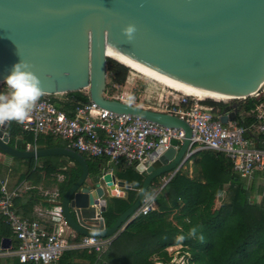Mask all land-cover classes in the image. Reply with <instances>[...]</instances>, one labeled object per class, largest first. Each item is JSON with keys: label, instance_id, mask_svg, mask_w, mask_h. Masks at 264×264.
<instances>
[{"label": "water", "instance_id": "1", "mask_svg": "<svg viewBox=\"0 0 264 264\" xmlns=\"http://www.w3.org/2000/svg\"><path fill=\"white\" fill-rule=\"evenodd\" d=\"M128 25L135 27L131 39L123 32ZM20 59L39 77L43 94L88 90L103 109L185 133L179 148L173 141L171 148H157L149 163L137 166L145 177L138 197L107 229L100 211L106 212L109 200L119 198L117 191H129L131 185L114 173L91 176L86 158L66 147L31 148L20 139L12 146L7 121L0 128V152L8 157L62 156L77 162L81 176L62 199L69 226L80 236L116 238L154 180L167 178L161 192L189 161L192 130L173 115L108 99V61L175 90L230 97L234 102L221 122H235L237 101L252 98L264 85V0H0V83ZM8 245L5 239L2 247Z\"/></svg>", "mask_w": 264, "mask_h": 264}, {"label": "built area", "instance_id": "2", "mask_svg": "<svg viewBox=\"0 0 264 264\" xmlns=\"http://www.w3.org/2000/svg\"><path fill=\"white\" fill-rule=\"evenodd\" d=\"M132 80L128 75L126 84H135ZM120 87L116 86L115 89ZM5 90L4 84L0 83V91ZM79 93L87 94L89 101L73 103L68 94H43L30 116L18 123L24 132L33 135L35 148L40 137L61 141L66 148L90 159L103 158L106 161V174L114 173L118 168L136 169L138 165H146L157 148L168 150L173 141L178 143L176 148H179L185 139L181 129L111 112L94 103L88 90ZM106 97L185 120L192 130L188 150L190 158L199 151H212L223 154L230 161L233 173L242 178L264 174V147L258 146L259 136L264 135V85L262 91L253 96L259 103L243 117L253 120L248 126L239 125L237 120L223 124V112L207 105L205 102L208 99L183 94L153 80L141 90V101L146 102V106L134 103L124 92ZM4 123L0 122V128ZM62 179L59 176V180ZM149 191L151 194H147L131 220L156 209L155 199L160 188L151 185ZM121 194V191H117L118 197ZM19 195L20 187L10 188L6 181L0 180V216L16 240L15 244L10 242L3 248L1 257L16 258L21 264H56L65 252L79 250L94 252L99 259L115 240L114 237L78 235L64 216L58 191L43 193L50 207L41 210L35 219L17 213L13 201ZM100 215L103 217L101 211ZM94 264H98V261Z\"/></svg>", "mask_w": 264, "mask_h": 264}, {"label": "trees", "instance_id": "3", "mask_svg": "<svg viewBox=\"0 0 264 264\" xmlns=\"http://www.w3.org/2000/svg\"><path fill=\"white\" fill-rule=\"evenodd\" d=\"M107 72L113 85H124L129 75V69L114 60L108 61ZM67 96L73 103L89 101L85 93H69ZM205 103L220 113L228 108V104L221 102L207 100ZM258 103L252 97L240 104L237 109L239 125L248 126L253 122L250 117H243ZM7 133L12 146L17 139L27 145L31 138L35 143L33 135L24 132L16 121L9 122ZM263 143L264 135H261L258 146L264 147ZM36 145L40 149L66 146L49 137H40ZM84 157L90 175L100 174L98 167L104 166L106 161ZM192 158L196 159L194 172L198 176L190 177L180 170L156 197V209L132 220L99 259L94 252L72 250L65 252L56 264H94L96 261L98 264H174L167 249L177 245L182 246L183 255L189 256L187 264H264V203L259 204L251 197V190L242 181L244 178L233 173L230 161L223 154L203 150L189 160ZM14 160L27 164V171L19 176L17 184L28 176L31 180L36 177L27 197H16L13 201L15 208L20 206L17 213L22 217L29 216L25 214V199L33 202L32 206L45 200L39 192V184L43 183V190L57 186L62 200L82 173L77 162L62 156L39 159L41 164L32 174L35 160ZM59 176L63 177L61 181ZM116 176L132 189L127 198L109 200L108 209L103 213L107 229L134 204L145 178L134 168H118ZM157 182L158 179L154 180L152 187L157 188ZM225 186H229V199L216 207L217 198L225 192ZM263 191L264 187L260 189ZM4 238H11L16 243L11 229L0 216V244ZM15 264L21 263L17 260Z\"/></svg>", "mask_w": 264, "mask_h": 264}, {"label": "clouds", "instance_id": "4", "mask_svg": "<svg viewBox=\"0 0 264 264\" xmlns=\"http://www.w3.org/2000/svg\"><path fill=\"white\" fill-rule=\"evenodd\" d=\"M123 32L131 39L135 27L128 25ZM3 84L6 90L0 92V122L25 121L43 95L39 77L32 71L29 63L20 59L8 70Z\"/></svg>", "mask_w": 264, "mask_h": 264}, {"label": "rangeland", "instance_id": "5", "mask_svg": "<svg viewBox=\"0 0 264 264\" xmlns=\"http://www.w3.org/2000/svg\"><path fill=\"white\" fill-rule=\"evenodd\" d=\"M129 75L132 77V79H133L132 82H134L135 84H131V83L126 84L125 83L124 85H113L111 83V79H110L109 74H108L107 86H109V85L110 86H109V91L107 93H105L106 96H108V95L112 96L113 94H115L117 92L118 93L124 92V93L129 94L130 99L134 103L146 106L147 103L141 101V97H140L141 96V90L147 84H151V80L147 79L146 77H144V76H142V75H140V74H138V73H136L130 69H129ZM116 86L117 87L121 86V87L115 89ZM59 97L62 98L64 96H59ZM208 100H211V99H208ZM211 101H214V100H211ZM245 101H237V102H239L240 104H244ZM214 102H219V101H214ZM232 102H234V101L221 102V103H225V104L229 105V104H232ZM28 142L30 145H33V141L31 138L28 140ZM57 144L64 145V143L61 141L57 142ZM195 161H196L195 158H192V160H189V162H187L185 164V166L181 169V172L187 173L188 175H190V177L196 178L198 175H196L194 172ZM19 162H20V160H16V163L12 162V165L15 167ZM22 169H24V171L26 172V167H24ZM16 170H17V167H16ZM5 171L8 172L7 169L0 167V172H5ZM17 176L18 175L15 174V175H11L10 177L13 178V181H16ZM242 181L246 185V187L251 190V197L255 201H257V203L263 204L264 203V191L260 192V189L262 187H264V175H258V176L256 175V177H253V178H244V179H242ZM163 183H164L163 179H159V181L157 182V185H156L157 188H160L163 185ZM228 189H229V186L224 187L225 192L220 197L217 198L216 207H219L223 203L228 201V199H229ZM49 190H51V189H49ZM181 250H182L181 245H177L175 247H171V248L167 249L169 255L172 257V263H174V264H187L189 256L183 255L181 253ZM157 264H159V263H157Z\"/></svg>", "mask_w": 264, "mask_h": 264}, {"label": "crops", "instance_id": "6", "mask_svg": "<svg viewBox=\"0 0 264 264\" xmlns=\"http://www.w3.org/2000/svg\"><path fill=\"white\" fill-rule=\"evenodd\" d=\"M29 147L31 148H34L35 147V144L33 145H29ZM36 148L37 149H40L38 148V146L36 145ZM12 162H15L16 161L11 158V157H8L4 154H2L0 152V167H3L4 169H7V171L5 172H0V180H3V181H6L8 186L10 188H15V187H20V195L18 198H25L27 197V193L29 192V190L33 187V185H35V179L36 177H34L32 180L29 179V176L20 184H17V181H18V178L21 174L25 173L24 167H26V171H27V164L25 162H20V164L18 163L15 167L12 165ZM14 164V163H13ZM41 164V162L38 160H35L34 162V166H33V169L32 171L30 172L31 174L35 172L36 168ZM69 166H73V163H69ZM18 167L19 170H16L15 168ZM105 167H106V164L104 166H99L98 168L100 169V171L104 172L105 170ZM136 170V169H135ZM17 171V172H16ZM116 172H117V169L114 170V174L116 175ZM139 173V172H138ZM17 174V180L16 181H13V178H11L10 176L11 175H15ZM30 174V175H31ZM159 181V179H158ZM43 183L42 184H39L38 185V189H39V192L40 194L43 195L44 192H54V191H57V186H51L49 188H47L46 190H43ZM51 189V190H49ZM125 191V190H124ZM127 194H128V191H125ZM125 192H123V197H119V198H124V195H125ZM44 196V195H43ZM45 197V196H44ZM33 203V202H32ZM32 203L30 201H28L27 199H25V201L23 202L24 205H26V210H25V214L29 215V216H25L26 218H31V219H35L38 217V214L41 210L43 209H46V208H49L50 205L49 203L47 202V198H45V200H42L40 202H38L36 205L32 206ZM20 206H17L16 207V211L19 209ZM125 230V229H124ZM123 230V231H124ZM121 231V232H123ZM120 232V233H121ZM119 233V234H120ZM5 239H8L10 240V242H14L11 238H4L2 239L1 241V244H0V252L3 251V247H2V242L5 240ZM116 239V238H115ZM17 262V259L16 258H10V257H7V256H3L1 257L0 256V264H15Z\"/></svg>", "mask_w": 264, "mask_h": 264}, {"label": "bare ground", "instance_id": "7", "mask_svg": "<svg viewBox=\"0 0 264 264\" xmlns=\"http://www.w3.org/2000/svg\"><path fill=\"white\" fill-rule=\"evenodd\" d=\"M116 61V60H115ZM116 62H118V61H116ZM118 63H120V62H118ZM120 64H122V63H120ZM123 66H125L124 64H122ZM125 67H127V66H125ZM127 68H129V67H127ZM130 70H132V71H134V72H136V73H138V74H140L139 72H137V71H135V70H133V69H131V68H129ZM140 75H142V74H140ZM142 76H144V75H142ZM144 77H146V76H144ZM147 79H150V78H148V77H146ZM150 80H152V79H150ZM154 81V80H153ZM165 86V85H164ZM165 87H167V86H165ZM167 88H170V87H167ZM170 89H172V88H170ZM175 90V89H174ZM176 91H179V90H176ZM179 92H181V93H183V94H186V95H189V96H194V97H197V98H199V99H201V100H203V99H211V100H214V101H219V102H228V101H232V98H230V97H228V98H226V97H210V96H203V95H196V94H190V93H187V92H183V91H179Z\"/></svg>", "mask_w": 264, "mask_h": 264}]
</instances>
